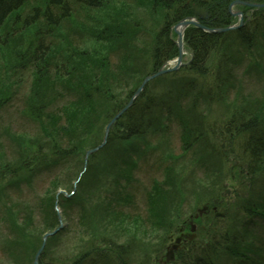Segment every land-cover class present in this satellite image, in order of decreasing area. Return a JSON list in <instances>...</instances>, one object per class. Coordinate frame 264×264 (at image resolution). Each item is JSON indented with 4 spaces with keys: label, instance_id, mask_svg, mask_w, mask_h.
Instances as JSON below:
<instances>
[{
    "label": "rangeland",
    "instance_id": "374dc122",
    "mask_svg": "<svg viewBox=\"0 0 264 264\" xmlns=\"http://www.w3.org/2000/svg\"><path fill=\"white\" fill-rule=\"evenodd\" d=\"M102 1L104 5L102 8L98 9L70 1L71 14L60 24V32H57L53 37L47 39V42L50 43V47L57 49V45L64 46L67 41H69L71 44L78 47V49H85V52L96 53V51H100V54H97V57L101 58V46L94 41L97 39L90 34L89 38L91 39L87 40V33L84 32L87 29H91L95 33L103 27V24L105 26H110V23L113 21L111 18H113L114 15H117V12H122V14L133 13L136 14V20L140 23L142 26L141 29L145 32L139 33L136 30V33H139L137 39L134 40L135 42L131 40L129 44L135 43V47L131 45V48L133 47L136 51H139V58H144V60H138L146 61L144 73H153L151 72L153 69L150 71L149 58L144 53L149 50V47H151L150 33L161 26L159 24L163 21V19H161L162 9L160 10L158 7L149 10L148 8L139 5L137 0ZM260 9L261 8L257 9L255 7L245 8L248 15L250 12L253 14V11L255 12ZM28 12L29 8L22 10L21 20ZM111 12H115L116 14L110 16ZM258 13H260V16L264 15V11H258ZM250 16L249 18L246 17L245 21L248 22L253 20ZM128 26H130V24ZM262 26L264 27L263 24L261 27ZM81 27L85 29V31L82 32L85 34L83 40L78 39L77 36L80 35L79 30L82 29ZM128 42L129 41H127V43ZM127 43L125 44V48L128 46ZM100 44H103L102 40ZM1 50L3 51V49ZM251 50L254 59L253 65L251 63L252 67H249L248 64L246 65L244 59L240 60L239 64L236 63L238 65H236L234 75H238V77L232 84L226 79V76H224L225 73L223 75L221 70H218L216 67L217 61L203 62L201 66L205 71L201 72L199 75L188 68H185V70L182 68L183 70H176L166 74L165 72H162L159 76H156L148 82L146 86V97L159 99V104L162 103L166 106L167 104H170L175 107V110L172 115H160L161 118L159 121L154 123V125H159L158 123L163 121V124H167L170 127L172 126L169 132L159 135L158 139L156 133L158 132V129L161 128L160 126L151 129L147 128V132L143 133L142 140H146L149 143L146 150L137 147L139 146V139L135 141L137 147L135 150L141 151V153H144V156L141 159H138L141 155H136L137 160L133 162L135 168H130L131 179H135V184L133 185L135 197L133 199V204L130 206V212L132 214L128 213L126 215V218L129 220L127 225L124 223V217L116 218L112 211V200L117 199L120 195H125L124 193L126 192L125 188H122L123 185H119L117 182L115 185L114 182H110L111 176L108 178L109 175L107 174V168L104 169L103 167L104 163L102 160L105 157V155H103L105 154L104 152L96 151V153L98 152L102 154H98L92 159L89 169L92 173L91 176H94L93 182L98 188V194L95 195L89 192L91 187L82 188L81 186V188L77 190L72 187L73 182L79 181L78 184L80 185L82 184V181H84L82 180L83 174L80 173V168L84 167L86 153L91 149L88 148L86 144L84 147L87 148H85L82 154V166L79 164L71 166L70 164L63 163L55 167H50L47 171L39 170V174L36 176L32 175L29 180L23 179V182L19 183L16 187L9 186L8 179L0 181V227L2 225L5 226L0 232V241L3 240V249L0 247V264H34V256L40 245L31 255L30 253H27V251H24L26 248L24 249L23 247H16L14 253L10 255L5 244L8 239H12V233H21L23 238H27L31 241L28 242L29 244L33 243L32 236L35 238V236L38 237L40 235V244L43 241L45 242L44 247L47 248V254H51L49 256H51L52 260H54V258L57 259L58 257L67 258L69 260L76 255L83 254L84 251L89 249L90 244H93L94 241L96 243L101 242V237L114 236V241H116L118 246L122 248V252L117 260L115 259L116 255H114L112 251L110 253V257L113 258V261L116 262V264H119L117 262L120 259L122 260H120V264H160L163 261V258L166 257V254L168 255V253L173 252L172 249L174 252L182 251L185 253L183 250H179V248L169 247L172 243V239L174 240L176 233L179 232L180 227L183 228L185 222L187 223L190 220V218L187 217L190 214H196V208L199 210L202 208L205 204L203 202L207 200L206 197H209L210 200L208 201H212L213 205H218V207L216 206L217 210L215 207L214 209L206 207L204 211H206L210 217H205L206 213H204L196 218L195 222L199 225L201 224L200 227L203 225L205 227L210 225V228L211 224L214 225V222H219L221 223L220 225H222V228H225L228 221L227 215L229 217V214L224 217V219L227 218L224 220L221 219L217 211L220 210L222 212L224 208H228L233 202L238 203L234 206V210L239 212L240 210L237 207L244 206L243 204H245L253 194L252 190H248V185H239V183L242 180L248 182V178L263 182L264 166L262 163H259L258 166L254 168L253 173L248 175L246 173L247 165L245 163L243 165L241 160L238 159L239 157L238 154H236L238 153L236 149L232 154H229L226 150H222V152H226L228 155L229 159L226 160V157L222 155L221 151H215L217 152V155L221 156V158L214 154H210V150L207 144L204 143V140L211 144V141H215L212 139L214 136L204 134L202 136L203 139L201 138L200 141L197 142L198 144L195 145V142L192 143V139L190 143L183 145L179 138V128L175 126L176 124L174 122H176L177 119H180V121L184 120L190 124L192 123V117L198 114L201 115L202 118V120H199L200 124L205 123L208 120L209 122L215 123L218 127H221V130L223 131L227 129V127L224 128V124L226 125L232 120V117H239L240 115L243 117L249 114L252 116L256 115L258 118L257 121L263 120L264 122V30H262L253 41ZM116 52L117 53L112 52L109 54L110 62L105 69H107V71L113 69L114 72H117L122 78H124L119 82L109 79L108 81L111 82V88L118 90H121L122 88L125 90V84L134 85L133 83L136 81V74H134L135 70L133 72L128 67L127 69L121 67L119 64L121 51L119 49ZM147 53L148 52H146V54ZM6 54H2L3 57H5ZM104 55L106 54L104 53ZM188 57L189 53L185 51L184 60L186 61ZM5 59L8 61L10 60V57L7 55ZM172 64L173 63L171 62L169 66H172ZM100 70L101 67L97 66L95 71H97L96 73L98 74ZM157 71H159V68L155 70L154 73ZM40 73V79H37V77H34L33 72H31L30 67L27 66L23 70H21L20 67L18 73L11 72L10 74H7L6 62L4 63L3 58L0 57V93L3 91L2 93L7 95V98L3 100V97H0V164L4 163V165L8 166V164L13 165L21 164L23 161L27 162L28 155L26 154L31 152V149L35 148L39 143L38 138L43 140L42 142L45 146L52 143L53 135L59 136V132H64V127H61V125H54L52 122H57V124L58 122L64 123V113L58 112V115H61V118L57 121L54 112L58 110V106L65 105L63 104L66 100L65 97H59V94V96H56V98L58 97L57 99L52 97L54 100L43 107L45 112L42 113V117L38 118V120H34L27 113L28 109L25 108L26 96L29 93L28 91L32 82L37 81L38 85H43L47 89L46 93L51 95H54L55 92L62 94L60 88L64 89V84L66 83L64 82L65 78H62L52 67L40 70ZM215 75L224 76L225 83L224 85L222 84L219 86L222 87L221 89L225 90L226 85L230 87L227 91L225 90L223 92L219 91V88H217V90L213 88V92L215 93V95H213L210 93L211 91L209 92V89L212 84H217ZM49 81L52 82L51 86ZM75 81H77V79H75ZM192 84H194L193 87H195V89L193 88L194 90L190 92L189 87L192 86ZM79 85L81 86V84ZM80 86L76 89L74 88V91L78 92L79 95L83 92L82 89H85L83 86ZM131 87L133 88V86ZM90 89H92L91 93L94 92V95H99L96 84L90 85ZM135 89H133V92ZM196 99L198 102L197 104L194 102V110L196 111L194 112L190 105L192 100L196 101ZM175 100H178V102ZM128 101L129 98L127 103ZM107 110H112L107 102L97 105L93 110L89 108L88 111L84 112L83 116L87 119L85 121L90 122V124H87V128L81 126L80 129H77L78 134L72 131L71 136L74 137V139H76V135L82 137V139L85 136H88L89 138L84 141H89L91 139V142L93 141L95 143L97 141L100 145L102 143V137H104L103 130L112 118L111 117L107 120V122L104 121L105 111ZM150 116L151 118H154L153 115ZM243 120L247 123L246 117L243 118ZM145 128L146 127H144V129ZM261 135L264 139V134ZM63 137L64 136H59L57 137V140H60ZM158 140L160 143H157ZM262 140H260L261 145L264 144V141ZM189 144L191 145L188 148H185V146H188ZM65 145L68 146V143H65ZM154 147L156 149H154ZM234 147H236V144H234ZM122 148L123 145L121 146V149ZM103 149H105V152L108 154L118 156L120 142L116 141L111 149ZM258 153L260 156H264V152L258 151ZM92 154V152L89 153L86 158L89 159L88 156H92ZM25 156H27V160ZM115 160L118 161L114 158L113 161ZM174 160L178 161L179 165L174 164L172 166ZM233 163L235 166H233ZM165 164H170V166H172L170 170L168 169V175L171 182L155 195L156 202L154 204V209L157 212V215L151 220L150 217L146 215L145 191L148 190L151 192L152 181H159L163 178L162 176L165 172L164 169L167 167ZM9 167L12 166L9 165ZM17 171V175L20 174L21 177L25 175V170L23 171V169L17 167ZM112 171H115V173L117 171L120 172L119 166H114ZM180 176L182 177L179 180ZM54 178L56 179L55 182L60 181L61 184L64 185L63 188H54L51 183V180ZM185 180H193L194 183V186L191 187L189 193L185 194V192L183 193L179 189L178 193H176L177 191H173V188L183 185ZM224 183H228V186L234 188V198L227 202H214L213 200L217 198L216 196H220V191L223 190ZM96 187L93 188L96 189ZM162 190L164 193L168 191L171 193H167L165 196ZM177 194L180 195L178 196ZM50 195H54V199L52 201H45L44 199ZM83 195L86 197H83ZM254 195H252L253 197L247 201L248 204L254 201ZM73 196L75 198L74 203L78 205L65 204L63 198ZM225 197L226 196L223 198ZM239 197H242L243 199L245 197V199H247L246 201L245 199L238 201L237 198ZM121 198L125 199V197ZM108 204L111 205L110 207H107L109 208V211L104 207ZM82 205H84L85 211L80 212ZM9 208H11V211L14 210L13 213L16 215L15 218L11 219V216H13L11 213L10 215L8 213L5 214L6 210ZM125 210H127V208H125ZM51 211L55 213L54 218L48 215ZM3 214H5L6 218ZM128 215L133 216L128 217ZM216 217H219V221ZM81 218L83 219L81 220ZM18 223L21 226H17ZM228 225L231 224L229 223ZM248 228H253V226L249 225ZM253 229L255 230V228ZM212 230L215 231L216 229ZM256 230L262 234L264 233V221L260 224H256ZM217 231H221L220 228H217ZM198 232L199 230L195 235L197 237L199 235ZM45 234L48 235L44 238ZM201 236L202 235L200 234V237ZM261 252L264 255V246L261 249ZM185 258L188 259V255L182 257V259ZM255 258L260 262H264L263 256L260 257L259 255L255 256ZM37 263L40 264V262ZM105 263L107 264V262ZM105 263L102 262V264Z\"/></svg>",
    "mask_w": 264,
    "mask_h": 264
},
{
    "label": "trees",
    "instance_id": "16d2710c",
    "mask_svg": "<svg viewBox=\"0 0 264 264\" xmlns=\"http://www.w3.org/2000/svg\"><path fill=\"white\" fill-rule=\"evenodd\" d=\"M70 1H73L74 3L78 2L79 4L94 7L96 9L102 8L104 5L102 0H0V45L1 49H3V51L0 49V57L3 58L4 63L6 62L7 74H10L11 72L18 73L20 71V67L21 70H23L29 66L34 77L40 79V70L52 67L53 70L61 75L62 78H65L64 82H66L64 84V89L60 88L62 94L55 92L54 95L46 93L47 89L43 85H38L37 81L31 83L28 91L29 93L26 96L25 108L28 109L27 113L34 120H38V118L42 117V113L45 112L43 107L53 101L54 98L57 99L58 97L56 98V96L58 94L60 95H58L59 97H65L66 100L63 103L65 105L58 106V110L54 112L57 121L61 118V115L59 116L58 112H63L65 121L64 123L58 122V124L57 122H52V124L64 127V132H59V136L66 137L57 140V137L59 136H52L48 133L52 136V143L44 146L42 142L43 140L38 138L39 143L35 146V148L31 149V152L27 154L24 153L28 155V160L27 156H25L27 162L23 161L21 164L13 165L8 164V166L4 165V163L0 164V181L8 179L9 186L16 187L19 183L23 182V179L29 180L32 175L36 176L39 174V170L47 171L50 167L55 165L57 166L64 163L70 164L71 166H75V164L82 166V154L85 148H87L84 147V145L86 144L88 148H92L98 144L97 141L95 143L93 141L91 142V139L89 141H84L89 138L88 136H85L83 139L78 135L75 136L76 139L71 136L72 131L78 134L77 129H80L81 126H85L87 128V124H90V122L85 121L87 119L83 116L84 112L88 111L89 108L93 110L97 107V105L107 102L112 109L111 111H105L104 121L107 122V120H109L119 109H121L122 106H124L128 98L133 93V89L137 87L142 78L146 75V73H144L146 61H139L138 59L144 60V58H139V51H136L133 48L135 47V43L129 44L131 40L134 41L137 39L138 34L136 33V30L142 28L140 23L136 20V14L133 13L122 14V12H117V15H114V17L111 18L113 21L117 22L115 26L111 27L103 24V27L95 33L91 29H87L86 32H84L87 33V40L91 39L89 37L90 34H92L97 39L94 40L96 43L100 44L101 40L103 41V44H100V46L105 47V49H107V53L104 55V51L102 50L101 58L97 57V54H100V51H96V53L85 52V49L80 50L69 41H67L64 46L57 45V49L50 47V43L47 42V39L53 37V35L57 32H60V24L71 14ZM230 1L231 0H137L139 5L146 7L149 10L158 7L160 10L162 9L161 19H163V21H161V26L155 30L156 32L154 36L151 35V47H149V50L146 51L148 52L147 54L146 52L144 53L149 58L150 71L153 69L151 72H154L166 60L176 55L177 49L169 36V28L172 24L176 23L179 19L185 16L196 15L193 12L194 7H192L194 3H199V10L206 11L205 14L208 13L214 18V20L209 18L210 21L208 23L203 20L201 21L204 22V24H209L211 27H217L219 25L218 21H220L217 17H220V19L223 17V20L228 24L231 21V18L228 21L229 14L227 12V6ZM251 1L264 2V0ZM27 7L29 8V12L26 13V15L24 14L25 16L21 20V12L23 9H28ZM258 11H264V8L256 10L251 16L253 20L246 22L241 29L222 34L207 33L192 26L188 27L185 31V41L193 54L192 61L188 69L198 73L197 75H199L201 72L205 71L201 64L206 61L212 62L213 59H215V61H217L216 67L218 70H221L223 75L225 73L226 79H228L234 74L236 65L239 64L240 60L244 59L246 61V65L248 64L249 67H252L254 62L253 52L251 50L253 41L256 39L258 34L264 30V27H261L262 24L264 25V15L260 16L261 12L258 13ZM113 14L116 13L111 12L110 16ZM129 24L131 27L128 26ZM81 28L82 29L79 30L80 35L77 36L78 39L83 40L85 38V34L82 32L85 31V29L83 27ZM127 41L129 42L127 43ZM126 43L128 46L125 48ZM131 45H133L132 48ZM218 48L221 50L220 52L218 51ZM119 49L121 51V55L119 57V64L121 67L126 69L128 67L133 72L135 70L134 74H136V81L133 83L134 85L125 84V90L122 88L121 90L111 88L112 86L110 85L111 82L108 81L109 79L119 82L124 78H122V76L117 72H114L113 69L111 70L109 68L111 71H107V69H105L110 62L109 54L112 52L117 53L116 51ZM2 54H6V56L8 55L10 60L7 61L8 57L5 59L6 56L3 57ZM215 54L220 57H217ZM97 66L101 67L98 74L96 73L97 71H95ZM224 76L215 75L217 84L211 85V88L209 89L211 94L215 95L213 88L216 90L219 88V91L222 92L229 89L230 86L227 85L225 90L221 89L222 87H219L225 83ZM75 79H77V81H75ZM49 84L51 86L52 82L49 81ZM79 84H81V86ZM93 84H96L97 86V90L99 91L98 96L94 95V92L91 93L92 89H90V85ZM193 85L194 84L189 87L190 92L195 89ZM78 86H83L85 88L82 89L83 92L80 93V95L78 92L74 91V88L76 89ZM131 86H133V88ZM2 92L3 91L0 93V97H3V100L7 98V95ZM146 96L147 87L134 101L131 108H128L111 128L108 141L103 148L111 149L113 145H115L116 141L120 142V150L118 152L119 155H112L113 158L108 160V155L111 154L106 153L103 148L99 150V152L105 153L103 154L105 157L102 160L104 163L103 167L104 169L107 168V174L109 175L108 178L111 176L110 182H114L115 185L117 182L119 185H123L122 188H125V195H120L117 199L111 200L112 211L115 214L114 216L116 218L124 217V223L126 225L129 222L126 215L128 213L132 214L130 212V206L133 204V199L135 197V190L133 186L135 184V179H131L130 168H135L133 162L137 160L136 155H141L138 159H141L144 156V153L136 151L135 149L138 147L139 149L146 150L147 145H149L146 140H142L144 135L143 133L147 132V128L151 129L156 126L161 127L156 133L157 139L159 138V135L169 132L172 126L170 127L167 124H163V121L158 123L159 125H154V123L159 121L161 118L160 115H172L175 110V107L170 104H167V106L162 103L159 104V99H153L150 97L147 98ZM175 101L178 102V100ZM194 102L197 104V99L196 101L192 100L190 106L191 109L196 112L194 110ZM150 115H153L154 118H151ZM245 117L247 118V123L243 120ZM245 117L242 115L239 117H232V120L226 124L227 126L224 124V128L227 127L224 131L221 130V127V129H218V127L214 128L212 126H205L204 131L209 130L210 136H214L212 139L215 140V144H209L205 140L204 143L207 144L210 154H214L219 158H221V156L217 155V152L215 151L222 152V150H226L229 154H232L236 149L238 152L236 153L238 154V159L241 160L243 165L245 163L247 167L250 168L249 170L253 173L254 168L258 166L259 163H262L264 166V156H260L258 153V151L264 152V144H260V140L263 139L261 134H264V122L263 120L260 122L257 121L258 118L256 115L252 116L249 114ZM199 120H202L201 115L196 114L192 117V123L190 124L184 120L180 121V119H177V121L174 122L176 124L175 126L181 130L179 138L181 139L180 141L183 145H187L192 141V139V143H194L197 138L203 139V132H200L201 134L195 137L198 133L194 132L197 129L196 125L204 128V123L200 124ZM208 122L209 121L207 120L205 123ZM144 127L146 128L144 129ZM136 140L139 141V146L137 147L135 143ZM159 140L157 143H160ZM262 141H264V139ZM64 142L68 143V146H66ZM234 144H236V147H234ZM122 145L123 148L121 149ZM190 145L191 144L185 146V148H188ZM154 149L156 148L154 147ZM248 150L251 154L247 153V155H245L243 152H248ZM102 153L97 152L92 154V156L88 159V163L91 162L98 154ZM222 155L226 157H224L225 160L229 159L226 152H222ZM114 158L118 161H113ZM9 165L12 167H9ZM116 165L119 166L120 172L117 171L115 173V171H112V168ZM166 166L167 167L164 169L165 172L162 176L163 178L159 181H152L151 192L148 190L145 191L146 215L149 216L151 220L157 215V212L154 209V204L156 202L155 195H157L161 189L165 188V186L167 184L169 185L171 182L168 171L172 168V166ZM233 166H235L234 163ZM17 167H19V169H23V171L25 170V175L23 176L24 178L21 177L20 174L17 175ZM89 169L90 166L87 167L85 173L83 174L84 181L80 184L78 189L81 188V186L82 188L91 187L89 192L97 195L98 188L93 182L94 176H91L92 173ZM55 180V178L51 180V183L54 188H58L61 182H55ZM93 187H96V189ZM248 190L250 189L248 188ZM164 194L166 196L167 192ZM252 195H254V201L248 204L247 201L253 197ZM252 195L247 201V198L245 199L244 197L246 201L245 204H247H243L244 206L242 207H237L240 210L239 212L234 210V206L238 203H232V205L229 206L230 211H228L229 217L227 215V225L229 223L231 225H228V227L226 225L225 228H222L223 231H218L219 233L216 235L217 238L213 237V240L210 239L211 243L209 245H203L202 238L206 235L205 231L207 229H204L206 227H200L199 232L202 236L200 237L198 232L199 235L197 240L195 242H191L193 245L195 244L196 248L188 249L187 252L184 251L185 253L182 251L178 252L175 264H264V262H260L255 258V256L259 255L260 257H264L261 252V249L264 246V233L262 234L256 230V224H260L264 221V193L258 191L256 195V192L254 193L253 191ZM83 197L86 196L83 195ZM121 197H125V199ZM53 199L54 195H50L44 200L52 201ZM242 199V197L237 198L238 201H241ZM73 201L75 202V198ZM110 206L111 205L108 204L104 207L107 208ZM125 208H127V210H125ZM106 210L109 211V208ZM82 211H85V209L83 210L81 208L80 212ZM13 212L14 210L11 211V208H9L6 210L5 214L8 213L10 215L11 213V215H13L11 216L12 219L16 217ZM5 214H3L4 217ZM54 214L55 213L51 211L48 215L54 218ZM132 216L133 215H128V217ZM82 219L83 218H81V220ZM242 223H244V225H241ZM249 225L253 226L255 230L253 228H248ZM17 226L21 225L18 223ZM3 228H5L4 225L0 227V232ZM212 229H216L215 231H217L215 224H211V228L209 227L210 233L214 234L215 231ZM32 238L33 243L29 244L28 242L31 241L27 238H23L21 233H12V239H8L5 244L9 250V254H13L16 247H23L24 249L26 248L24 251H27V253H30L31 255L40 245V235L38 237L35 236V238L32 236ZM2 242L3 240L0 241V247L3 249ZM111 251L114 255H118L119 257L122 252V248L118 246L116 241H114V236H103L101 237V242L96 243L94 241L93 244H90L89 249L84 251L83 254L81 253L76 255L69 260L62 257H58L57 259L54 258L56 261L52 260L51 256H49L51 254H47L48 251L45 247L39 261L41 264H102V262L110 264L111 260H113L110 257ZM184 255H188V259H182ZM117 263L120 264V262Z\"/></svg>",
    "mask_w": 264,
    "mask_h": 264
},
{
    "label": "bare ground",
    "instance_id": "6f19581e",
    "mask_svg": "<svg viewBox=\"0 0 264 264\" xmlns=\"http://www.w3.org/2000/svg\"><path fill=\"white\" fill-rule=\"evenodd\" d=\"M192 7H194L193 8V12H194V14H196V15H192V16H185L184 17V19H186V18H189L190 19V17H193V18H195V19H197L198 17H199V19H201V20H203V21H206V23H208L209 21H210V19L209 18H211L212 20H214V18H213V16H211V15H209L208 13L207 14H205V12L206 11H204V10H199V7H200V4L199 3H194L193 5H192ZM197 15H199V16H197ZM230 15H228V21L230 20V18L232 19L233 17H229ZM220 21H218L219 22V25L217 26V27H211V26H209V24H204V22H202L201 20H200V23H202L203 25H202V30L203 29H213V28H218L217 30H220V29H222V31H219V32H215L216 34H222V33H226V32H229V31H233V30H238V29H241L243 26L242 25H239L238 27H236V28H234V29H227V27H228V23L227 22H225L224 20H223V17H221V19H220V17H217ZM117 22L116 21H112V23H110V26H115V24H116ZM230 23V22H229ZM200 24H198V28H200ZM139 33H144L145 31H143V29H138L137 30ZM86 32V31H85ZM155 32L156 31H153V32H151L150 34L152 35V36H154L155 35ZM139 33H137V34H139ZM100 45V44H99ZM101 50H103L104 51V53H107V49H105V47H101ZM218 51L220 52L221 50L218 48ZM216 55V54H215ZM217 57H220L219 55H216ZM222 56V55H221ZM169 59H173V58H169ZM221 59H222V57H221ZM213 61H215V59H213ZM181 62H182V59L180 58V59H178V62H177V65H179V64H181ZM184 69V68H183ZM182 69V70H183ZM185 70V69H184ZM113 72V71H112ZM226 76V75H225ZM238 77V75H232L231 76V78L229 77L228 79H229V82L232 84V83H234L235 81H236V78ZM133 96V94H131V96L129 97V100L131 99V97ZM139 96L138 95H136V99L138 98ZM135 99V100H136ZM134 100V101H135ZM133 101V102H134ZM133 102L131 103V105L130 106H128L127 107V109L128 108H131V106L133 105ZM198 102V101H197ZM200 103V102H199ZM125 106H127V102L124 104V106H122L121 108H124ZM126 109V110H127ZM120 110H122V109H119L118 111H120ZM126 110H124V111H122V113H120L119 114V116L117 117V120L116 121H118V119L124 114V112L126 111ZM114 117V116H113ZM112 119V118H111ZM261 121V120H260ZM259 121V122H260ZM206 124H208V125H206ZM205 126H207V127H209V126H212V127H214V128H216V127H218L215 123H213V122H208V123H204V128H202L201 126H199V125H196V130L194 131V132H198L196 135H195V137L196 136H198L199 134H201L200 132H203V134H205V135H210V132H209V130L208 131H204V129H205ZM106 128V127H105ZM218 129H221L220 127H218ZM110 131H111V129H109V131H108V134H107V137H106V139H105V141H108V138H109V134H110ZM103 132L105 133V129L103 130ZM179 132H181V130L179 129ZM191 136V135H190ZM200 137V136H199ZM103 138V137H102ZM200 139L201 138H197L196 139V141H195V145L196 144H198L197 142H199L200 141ZM211 144H215V141H211ZM194 146V145H193ZM124 152V151H123ZM243 153H245V155H247V153L249 154H251V152L248 150V152L247 151H244ZM109 157H108V160H111L112 158H113V156L112 155H108ZM169 161V160H168ZM90 163L91 162H89V163H87L86 164V167L88 166V164H89V166H90ZM116 163V162H115ZM179 162L178 161H173V163H172V166L174 165V164H178ZM170 165V164H169ZM179 165V164H178ZM56 166V165H55ZM55 166H53V167H55ZM163 167V166H162ZM250 168H246V173L248 174V175H250V174H252V171H250L249 170ZM181 177L182 176H180V178H179V180L181 179ZM249 177V176H248ZM82 180H84L83 179V177H82ZM247 181L248 182H246V181H244V180H242L240 183H239V185H248V187H249V189L250 190H252V191H254V193L256 192V195H257V192L258 191H261L262 193H264V181L263 182H258L257 180H253V179H251V178H248L247 179ZM78 182L79 181H75V182H73V184H72V187H74V189L75 190H77L78 189V187L80 186L79 184H78ZM83 182V181H82ZM225 184V183H224ZM223 184V185H224ZM228 184V183H227ZM63 184H60L59 186H58V188H60V187H62L63 188ZM194 186V183H193V180H190V181H188V180H185L184 181V184L183 185H181V186H177V188L175 187V188H173V191H177L176 193H178V189L181 191V192H185V194L186 193H189V191H190V189H191V187H193ZM226 188V186L224 185V188H223V190ZM222 190V191H223ZM232 194H234L233 193V191H234V188H230V190H229ZM221 192V191H220ZM228 192V191H227ZM227 192H226V194H227ZM167 193H171L170 191H168ZM167 195V194H166ZM168 195H170V194H168ZM178 196L180 195V194H177ZM235 195V194H234ZM177 196V197H178ZM210 196V195H209ZM223 196H224V194L222 193L220 196H216L217 198H220V199H222L223 198ZM173 197H175V196H173ZM206 197V196H205ZM228 197V196H227ZM207 198V200L205 201V202H203V203H205L203 206H202V208L205 206V207H207V208H213L214 209V207H213V204H212V201H208V200H210L209 199V197H206ZM229 199V198H228ZM74 197H68V198H65V199H63V201L65 202V204L67 203V204H69V205H76V203H74ZM71 203V204H70ZM222 203V202H221ZM233 203V202H232ZM224 204V203H223ZM78 205V204H77ZM76 205V206H77ZM224 207V206H223ZM222 207V208H223ZM72 208V207H71ZM82 208H83V210L85 209L84 208V205H82ZM77 209V208H76ZM196 210L198 211L199 209L198 208H196ZM224 210H225V208H224ZM224 210L221 212L220 210V214H222L223 212H224ZM219 211H217V212H219ZM204 212H206V211H204ZM219 214V215H220ZM192 216H194V214H190L187 218H192ZM206 217H210V215H206ZM219 217H216V219L219 221V219H218ZM186 219V218H185ZM221 220V219H220ZM81 223H83V222H81ZM81 223H80V225H81ZM215 223V226H216V228H220V230L221 231H223V229H222V225H220L221 223H216V222H214ZM84 224V223H83ZM241 225H244V223H242ZM204 229H206V228H204ZM193 232H194V230H193ZM218 231H215V235L214 234H211L210 233V231L209 230H206L205 231V234L206 235H204L203 236V238H202V240H203V245H209L210 243H211V240L210 239H212L213 237H215V238H217V236L216 235H218ZM199 234H200V232H199ZM205 236H208V237H205ZM214 239V238H213ZM212 239V240H213ZM197 240V238H193V240H192V242H195ZM192 248H196L195 247V244L193 245V243H191V244H189V249H192ZM44 249H45V247H44ZM179 249H181V248H179ZM182 250V249H181ZM42 253H43V251H42ZM42 253H41V255H42ZM117 258H118V255H116V257H115V259L117 260ZM113 259V258H112ZM163 260H165V262L167 263V264H169V262H168V259L165 257V258H163ZM197 260H198V258H197ZM199 261V260H198ZM118 262H120L119 260H118ZM166 263H163V262H161L160 264H166ZM110 264H116V262H114L113 260H111V263Z\"/></svg>",
    "mask_w": 264,
    "mask_h": 264
},
{
    "label": "water",
    "instance_id": "95a60500",
    "mask_svg": "<svg viewBox=\"0 0 264 264\" xmlns=\"http://www.w3.org/2000/svg\"><path fill=\"white\" fill-rule=\"evenodd\" d=\"M249 5H251V6H256V7H260V6H264V3L263 4H260V3H253V4H249ZM190 23H192V24H196L197 26H198V23H196L195 21H186V20H182V21H180L179 23H178V25H176L175 26V30H176V32L178 33V48H179V56H178V59H180L181 58V35H180V31L178 30V28H182V27H184V26H186V25H188V24H190ZM200 28H202V26H200ZM229 28H232V26H230V27H227V29H229ZM207 31H209V32H219V31H222V29H220V30H214V29H207ZM166 71H168V70H159V71H157L156 73H154V74H151V75H148V76H146L144 79H143V81H142V83L140 84V86L136 89V91L134 92V94H133V96L131 97V99L128 101V103H127V106H125L124 108H122V110H120L111 120H110V122L106 125V128H105V133H104V137H103V141H102V143L100 144V145H98L97 147H95V148H92V149H90V150H88L87 151V153H86V157H87V155L89 154V153H91V152H93V151H95L96 149H98L99 147H101V145H103L104 143H105V139H106V137H107V134H108V131H109V129H110V126L114 123V121L117 119V117L119 116V114L120 113H122V111H124L128 106H130L131 105V103L134 101V99L136 98V95H138L140 92H141V90L143 89V87L145 86V84L148 82V80H150V79H152V78H154V77H156V76H158V75H160L162 72H166ZM86 157H85V162H84V165H86ZM205 209V206L202 208V209H200L199 210V213H201V211L202 210H204ZM48 234H45L44 235V238L47 236ZM44 244H45V242L43 241L42 243H41V246L39 247V249L37 250V252H36V255H35V258H34V264H38L37 262V260H38V257H39V255H40V253H41V251H42V249H43V247H44Z\"/></svg>",
    "mask_w": 264,
    "mask_h": 264
}]
</instances>
